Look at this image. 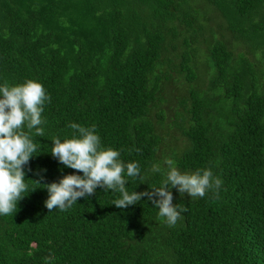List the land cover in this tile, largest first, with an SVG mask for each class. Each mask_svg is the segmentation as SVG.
<instances>
[{"label": "trees", "instance_id": "trees-1", "mask_svg": "<svg viewBox=\"0 0 264 264\" xmlns=\"http://www.w3.org/2000/svg\"><path fill=\"white\" fill-rule=\"evenodd\" d=\"M27 79L51 102L35 190L0 216V264H264V0H0V82ZM69 122L139 162L129 191L160 187L172 160L211 168L219 192L173 188L172 227L147 197L120 209L99 187L49 210L40 184L76 172L48 153Z\"/></svg>", "mask_w": 264, "mask_h": 264}, {"label": "clouds", "instance_id": "clouds-1", "mask_svg": "<svg viewBox=\"0 0 264 264\" xmlns=\"http://www.w3.org/2000/svg\"><path fill=\"white\" fill-rule=\"evenodd\" d=\"M50 102V94L36 80L27 79L16 84L0 82V216L13 215L18 210V202L35 190L29 191L26 181L30 179H25V166L37 156L35 153L40 143L33 137L45 134L43 125L46 120L42 113ZM67 127L72 130L71 138L62 141L53 137L48 153L59 164L76 172L48 184L31 180L46 189L48 198L44 205L49 210L65 211L76 204L78 198H88L99 187L119 194L112 205L120 209L147 197L158 210L157 214L172 227L186 211V208L173 204V188L181 196L186 193L194 199L203 198L209 191L218 194L222 185V180L214 175L211 168L182 172L172 160H166L168 171L160 187L145 192L129 191L126 187L129 178L144 184L145 175L139 162H125L120 159V150L104 147L95 125L69 122ZM152 171L158 172L159 168L153 166Z\"/></svg>", "mask_w": 264, "mask_h": 264}]
</instances>
